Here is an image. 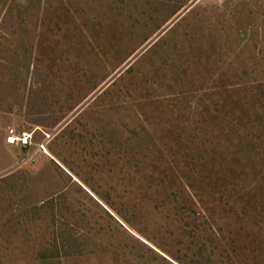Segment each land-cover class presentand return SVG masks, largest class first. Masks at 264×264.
Returning a JSON list of instances; mask_svg holds the SVG:
<instances>
[{"label":"rangeland","instance_id":"rangeland-1","mask_svg":"<svg viewBox=\"0 0 264 264\" xmlns=\"http://www.w3.org/2000/svg\"><path fill=\"white\" fill-rule=\"evenodd\" d=\"M0 264H264V0H0Z\"/></svg>","mask_w":264,"mask_h":264},{"label":"built area","instance_id":"built-area-1","mask_svg":"<svg viewBox=\"0 0 264 264\" xmlns=\"http://www.w3.org/2000/svg\"><path fill=\"white\" fill-rule=\"evenodd\" d=\"M46 139L35 142L33 134L26 130L19 128H9L6 133L5 143L23 149L34 148L36 151H43L47 153Z\"/></svg>","mask_w":264,"mask_h":264}]
</instances>
